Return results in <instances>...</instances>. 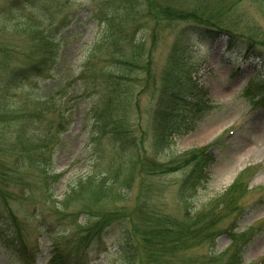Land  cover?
I'll list each match as a JSON object with an SVG mask.
<instances>
[{"label":"rangeland","instance_id":"374dc122","mask_svg":"<svg viewBox=\"0 0 264 264\" xmlns=\"http://www.w3.org/2000/svg\"><path fill=\"white\" fill-rule=\"evenodd\" d=\"M92 8H96L97 12L115 8V10H109L110 13L117 12L119 14L118 19L120 20H116L113 27L118 31L117 38L114 37L115 33L105 35L107 32H102L104 25L97 27L88 21L92 12H95ZM69 12H83L82 21L87 19L86 21L90 24L84 30L75 27L71 29L73 31L77 29L74 33L79 35L78 40L75 39L74 33L70 35L71 39L66 50V61L70 62L72 66L83 62L87 55L83 51L86 48L88 51L91 46L93 57L104 60L103 68L115 71L116 55L118 54L117 59L119 60L127 59L129 54H132L130 40L133 30L138 27L140 31L137 37L143 36L146 42L138 65L141 61L142 64H146V54L152 46L153 35L159 36L160 41L151 52L154 60L152 77L156 79L154 87L142 95L145 92L143 91L145 77H150L148 61L145 73L142 70L140 73L134 72V77L139 76L143 81V84L140 83L141 87L133 91L128 90L126 96L122 91L124 86L121 85V82L119 86L123 92L121 100H124L123 104L127 100L126 110L130 111L127 117L128 123L132 125V128L135 126L144 132V134L138 133L136 129L134 133L137 136L136 145L131 148V151H136V154L140 156V163L147 166L148 169L152 166L160 170L166 168L165 173L170 169L169 175L150 176L154 174L150 173L148 178V176H144L145 174L139 166L133 170L130 183L125 184L124 177L128 164L126 161L122 162L123 171H115L118 163L113 155L120 149V146L114 140L111 144L108 138L109 132L103 128L102 124L104 119L111 115H117V109L109 111L102 108L99 121L94 126V130L99 134L94 138L92 146H94V152L99 154L100 166L93 169L95 163L89 144L91 138H89L86 128L84 129V121L79 113L83 106L79 108V111L74 110L72 121L63 132L58 129V122L62 116L59 115L54 100L43 98L36 103L29 98L30 93L42 98V91H39L42 85L39 84V80L32 78L26 83L22 82L21 84L25 87L24 92L19 90V87L9 86L10 75L18 73L19 68L33 63L41 64L50 59L54 44L48 39L46 40L45 34L47 31L51 37L53 32L47 25L53 23L54 27ZM149 14H151V18L148 17ZM177 22L178 24H176ZM188 22L211 26L213 24L229 26L230 30L236 34L257 40L256 42L264 45V0H240V2L239 0H0V149L6 153L7 149H12L15 141L28 138L29 131L36 138L37 136L44 137L45 131L50 132L46 129L49 125L54 126L52 134L54 139L59 142L53 150L54 157L48 167L51 171L49 176H62L55 193H50L52 200L57 204L53 201L49 204L50 197L44 182L45 177L41 170L35 169L31 165L22 167L19 172H12L17 175L11 179L14 184L2 185V189L13 192L17 198L18 201L14 205V209L20 211L17 215L21 220L27 215L26 209L34 207L28 205L30 201L37 203L35 206L45 217L52 218L53 213L61 216L66 214V212L58 213L60 210L55 207L68 198L74 181L85 180L86 174L90 176L89 173L92 171L93 173H102L101 177H104L111 188L109 193L102 199L101 193H96V187H90L91 185H87L86 182L82 192H79V189L72 194L69 197V199H73L72 203L62 209L69 212H82L84 215L77 214L80 219L83 218L82 223L84 218H90V223L93 225L102 219L113 218L119 214L132 215L131 209L140 206L143 202L141 199L145 190H151L146 202H143L145 203L143 204L145 214L157 210L169 214L177 220H182L185 217L190 219L192 214H189L188 211L195 213L194 216L200 214L202 210L209 209L211 212L213 206H216L217 203L220 204L219 201L224 200L226 196L229 197L233 191L232 185L235 178L231 179L230 184L225 185L223 173L226 170L231 173L239 170L237 162L250 149L252 152L246 158V162L239 163L244 169L252 168L253 177L249 183L248 193L242 201L245 213L236 226L237 232L254 233L251 243L243 252V264H252L264 257V114L261 113V110H257L258 108L250 107L247 99L242 96L241 91L245 83L241 84V89L231 85L237 83L242 78V74L236 76L230 69L217 68L215 59L206 58L204 60L205 53L199 46H192L189 49L190 58L189 55L183 58V54H175L174 40L177 32L180 26ZM156 25H162L163 29L160 30V27H157V32H155ZM106 43L111 44L107 49H105ZM221 48H217L218 52L222 50ZM107 55L110 56V61H107ZM191 59L193 61H190ZM241 68L243 74L249 77H253V74L258 76L264 74V65L256 61H248ZM215 74L224 76L228 83L215 82L212 79ZM192 79L207 89V99L210 100L213 109L189 123V126L193 128L191 132L185 136H176L166 149H162L167 146V142L171 141L168 139V128L166 127L174 122L170 123L169 118H163L160 114H156L154 107H158V105L155 102L158 100L161 104L164 103L168 106L170 102H165L166 96L162 95L160 98L162 90L168 88L170 92L172 85L175 91H181V85L187 84L189 80L192 82ZM115 88L117 89V87ZM112 89L113 83L110 87L111 93ZM109 103L110 101L107 100L105 105L107 106ZM39 110H45V112L39 116ZM82 114H84L83 109ZM33 115L39 119H35ZM92 124L91 120L90 126ZM140 139H142L141 145L138 144ZM212 143H216L213 147L215 164L209 170V183L204 185L199 192H192L188 182L191 168L195 165L192 162L189 164L190 166L185 165V161L191 159L190 157L193 159L198 157L199 150ZM42 146H44L43 143ZM4 156L1 152L0 162L3 164L12 158L7 157L6 159ZM95 156L96 154H94ZM90 166L91 168H89ZM121 175L124 176L120 177ZM22 186H24L23 189ZM25 188L27 193L24 192ZM117 193L123 195H117ZM189 194L193 196L189 199V202H192L191 205L188 202L186 204V197ZM216 200L218 201L216 202ZM83 210H90L93 213L90 211L86 213ZM113 212H116L115 216L112 215ZM189 221L184 220L183 223ZM145 222L146 219H143L137 221V224H132V227H128L127 231L134 236L135 243L132 245L136 249L131 264H150L153 261V256L162 253L151 254L142 249V243L148 249L149 240L146 238L148 234L141 233L146 230L149 233V239H154L151 238L152 234L149 231L152 225L145 224ZM222 227L226 226L222 225ZM136 228H141L140 238ZM113 242L109 237L105 241V247L109 254H102L98 258L97 253L92 251L89 253L91 258L96 259L93 264H120L121 258L118 253L116 254ZM210 243L211 240L204 241L200 247L177 252L173 264H186L188 260H194L195 264H199L204 257L209 256L208 253H211L212 245ZM213 244H215L214 252L217 254L226 253V250L231 254L233 249L225 235L219 236ZM44 245L49 246V243L45 241ZM162 260L171 263L172 258L170 255H166ZM46 261V259H39L38 264H45ZM0 264H15L13 259L6 255L1 248Z\"/></svg>","mask_w":264,"mask_h":264},{"label":"trees","instance_id":"16d2710c","mask_svg":"<svg viewBox=\"0 0 264 264\" xmlns=\"http://www.w3.org/2000/svg\"><path fill=\"white\" fill-rule=\"evenodd\" d=\"M240 2V0H239ZM115 10V9H114ZM113 13V12H112ZM119 14L113 13L111 15H108L106 24V35L109 33H113V27H114V22H116V20H120L118 19ZM197 24L198 26H202L205 27V25H202L203 23H198V22H188L187 24ZM206 26H210V27H217L220 28L222 30H230V27H224L222 25L219 24H213V26L211 25H206ZM183 31V30H182ZM231 31V30H230ZM115 35L118 36V33H116ZM183 37V35H182ZM182 37H180V40L182 39ZM47 40V39H46ZM257 41V40H255ZM134 47H133V53L129 54V58L127 59H119L116 62V71L113 73H110L111 75H109V78L111 79V83H113V89H112V93L108 92V98L110 97V103L108 104L107 108L109 111H112L113 109H117L119 112V117L116 119V128L119 129V132H117V134H124L125 135V115L127 113V110H125V105H123V101L121 100L123 92H125L126 96L128 93V90L133 91L134 89H138L139 87H141L142 81H141V77L136 76L135 75V71L136 73H140V70H142L144 72V70L147 68V61H148V57L146 56V64H142L141 63L138 65V60H140V54L143 50V46H144V39L140 38L137 40V42L133 43ZM179 45V40H176L174 42V50H177ZM176 52V51H175ZM118 56V55H117ZM91 60V58H90ZM51 61V58H50ZM137 65L139 66V68L137 69ZM39 66V65H38ZM38 66H34L31 68V70H37L39 67ZM43 67V66H41ZM130 69V70H129ZM127 70V72H125ZM26 74H28L29 69L27 68L26 70ZM130 72V76H129V72ZM18 72H23V71H18ZM145 73V72H144ZM17 75V74H15ZM132 77H134L132 79ZM146 78V77H145ZM121 82V85L124 86L122 88V91L120 89L119 83ZM135 82V83H134ZM133 83V85H132ZM117 87V89L115 88ZM50 95V94H48ZM112 96V99H111ZM49 98V96H48ZM126 98V97H125ZM35 102L38 101V98H36L34 100ZM127 102V100L125 101V103ZM160 135V134H159ZM22 146H23V150L26 152H29V147L26 146L27 141L21 139L20 140ZM191 159H187L185 161V165H189L191 162L193 163V165L191 168V173L189 174V177H193L194 175H198V173L200 172L201 168L203 167V165L205 164V162L207 161V159L202 160L201 157H195L194 159L192 157H190ZM196 161V162H194ZM133 168L128 169V177H129V181L127 183H130V179L133 173ZM158 171H165L166 168L164 170H160L157 169ZM171 171L170 169L168 170V172ZM7 171L5 169L4 166H2L0 164V174H2L3 176L6 175ZM194 173V174H193ZM85 180H81L78 179L77 181H74V184L72 186V188L70 189V194L67 198V200L71 203V201L73 199H69V197L74 194L75 192H77L79 189V192H82V190L84 189V183L87 182V185H91L90 187H96V193L100 192L101 193V198H105V195H107L109 193V191L111 190V188H109V184H107L106 180L104 178H94V179H90L88 175L85 176ZM190 181V180H189ZM107 186V187H106ZM117 195H123L122 193H117ZM86 213H89L88 210H83ZM91 212V211H90ZM93 213V212H91ZM116 212H113V216H115ZM120 213V212H118ZM122 215V214H119ZM114 218V217H113ZM110 218H106V219H102L100 222L94 224V226L96 227H91L90 225V218H85L83 224H78L76 226V233L79 234V237L81 239H85L87 238V236L89 235L90 237L92 236H98L99 235V229H103L104 227H106L110 221H108ZM123 219H126L125 217ZM128 219L131 221L133 218L128 217ZM108 221V222H107ZM150 224L152 225H156L157 222H159V229H156L154 227H150L149 231L152 235L151 238L154 239H149V235H147V239L150 241L151 246H150V253L151 254H155L158 252H162L156 256H153V261L150 264H159L160 260V256H162V254L164 252H168L170 253L172 249H181L182 247H188L190 245L191 242L194 241H201L202 239L208 238V234L210 233L211 229L214 228V222L211 220L209 213L208 214H204L203 218H199L197 220L194 221V224L192 225H188L187 223H183L182 221H178L172 218H163L161 220H156L154 221V218H152L151 221H149ZM139 230V229H137ZM204 232H206V234H204ZM127 237L125 238V243L127 245H131V242H133L132 238L133 235L132 234H128L127 232ZM89 237V238H90ZM170 242H174V243H170ZM132 249H135L132 247ZM126 258H124V260L126 261V263L131 264L132 260L134 259L132 252H128L125 255ZM165 256H162L161 258H164Z\"/></svg>","mask_w":264,"mask_h":264},{"label":"bare ground","instance_id":"6f19581e","mask_svg":"<svg viewBox=\"0 0 264 264\" xmlns=\"http://www.w3.org/2000/svg\"><path fill=\"white\" fill-rule=\"evenodd\" d=\"M246 151V150H245ZM252 152V150H248L245 154H244V156H242L241 157V159L237 162V167H238V169L239 170H237L236 172H234V173H231L230 171H225L224 173H223V178H224V184L225 185H228V184H230V182H232L231 181V179L233 180L234 178H235V176L238 174V172L240 171V169L242 168L240 165H239V163L240 162H246V158L250 155V153ZM242 162V163H243ZM241 164V163H240Z\"/></svg>","mask_w":264,"mask_h":264}]
</instances>
